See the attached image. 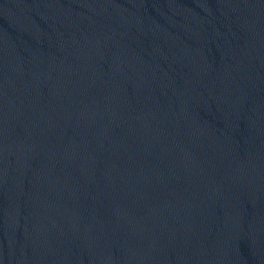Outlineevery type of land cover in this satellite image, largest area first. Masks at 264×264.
Returning a JSON list of instances; mask_svg holds the SVG:
<instances>
[{
    "label": "water",
    "instance_id": "95a60500",
    "mask_svg": "<svg viewBox=\"0 0 264 264\" xmlns=\"http://www.w3.org/2000/svg\"><path fill=\"white\" fill-rule=\"evenodd\" d=\"M0 264H264V32L0 0Z\"/></svg>",
    "mask_w": 264,
    "mask_h": 264
}]
</instances>
